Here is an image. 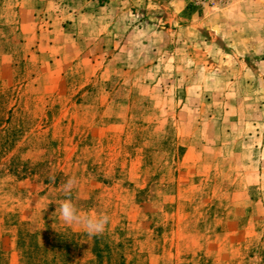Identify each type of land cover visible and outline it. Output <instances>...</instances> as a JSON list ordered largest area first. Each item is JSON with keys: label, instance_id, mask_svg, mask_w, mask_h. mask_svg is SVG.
<instances>
[{"label": "rangeland", "instance_id": "rangeland-1", "mask_svg": "<svg viewBox=\"0 0 264 264\" xmlns=\"http://www.w3.org/2000/svg\"><path fill=\"white\" fill-rule=\"evenodd\" d=\"M185 1L200 25L147 75L58 0H0V264H264V0ZM69 178L100 257L50 215ZM59 234L68 257L22 259Z\"/></svg>", "mask_w": 264, "mask_h": 264}, {"label": "crops", "instance_id": "crops-1", "mask_svg": "<svg viewBox=\"0 0 264 264\" xmlns=\"http://www.w3.org/2000/svg\"><path fill=\"white\" fill-rule=\"evenodd\" d=\"M58 1L54 2L56 9L67 12V18L73 20L71 25L81 29L87 38L135 45V74H153L156 66L150 61L164 60L165 54L159 52L160 47L165 43H186L187 37L182 33L189 25H200L193 21L188 23L189 18L199 17V14L190 13L185 0ZM219 26L221 30L224 28L221 23ZM113 57L125 56L118 52ZM176 58L173 53L167 55L168 60Z\"/></svg>", "mask_w": 264, "mask_h": 264}, {"label": "clouds", "instance_id": "clouds-1", "mask_svg": "<svg viewBox=\"0 0 264 264\" xmlns=\"http://www.w3.org/2000/svg\"><path fill=\"white\" fill-rule=\"evenodd\" d=\"M49 179L54 181L55 178L50 176ZM75 183L74 178H69L64 183L63 191L69 198L58 201L54 211L50 215L57 217L61 223L67 226L81 225L89 239L103 236L106 231V226L109 224L110 217L108 215H100L97 217L80 214L70 197Z\"/></svg>", "mask_w": 264, "mask_h": 264}, {"label": "trees", "instance_id": "trees-1", "mask_svg": "<svg viewBox=\"0 0 264 264\" xmlns=\"http://www.w3.org/2000/svg\"><path fill=\"white\" fill-rule=\"evenodd\" d=\"M28 236L21 235V239L19 240L22 259L42 261V256L47 251L48 246L53 249V256L57 259H64L69 256L71 243L65 242L61 234L54 239H44L43 242L40 241L37 235ZM99 239L100 237H95V252L100 257Z\"/></svg>", "mask_w": 264, "mask_h": 264}, {"label": "built area", "instance_id": "built-area-1", "mask_svg": "<svg viewBox=\"0 0 264 264\" xmlns=\"http://www.w3.org/2000/svg\"><path fill=\"white\" fill-rule=\"evenodd\" d=\"M192 2L196 3V4H206L208 2V0H192Z\"/></svg>", "mask_w": 264, "mask_h": 264}]
</instances>
